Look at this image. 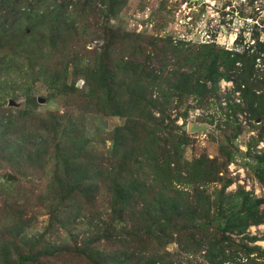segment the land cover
Here are the masks:
<instances>
[{
	"label": "rangeland",
	"instance_id": "rangeland-1",
	"mask_svg": "<svg viewBox=\"0 0 264 264\" xmlns=\"http://www.w3.org/2000/svg\"><path fill=\"white\" fill-rule=\"evenodd\" d=\"M111 3L81 0L68 18L69 25L52 31L46 23L41 40L30 42V31L22 40V33H15L0 56L14 58L18 71L2 72L1 76H15L14 83L20 88L5 95L3 110L27 119L34 127L59 115L75 123L76 134L86 142L83 146L97 155L94 165L107 174L110 168L100 157H111L114 133L129 118L109 114L114 111L102 101L109 84L128 88L130 67L141 80L138 91L145 98L171 101L164 113L168 129L158 136L165 141L174 137L185 141L179 166L185 179L173 181L171 187L185 193L190 205L197 189L209 200L204 214L211 232L224 227L229 218L235 223V215L249 214L259 220L245 230L235 228L226 237L236 243H248L247 238L255 237L250 246L264 250V0H116L113 14ZM21 23L26 32V20ZM21 41L27 42V48L21 46L26 54L14 56ZM224 52L251 67L255 82L246 98L232 79H226ZM212 61L219 74L217 84L200 81L206 87L197 90L195 81L204 77ZM243 64L236 63V67L243 68ZM103 66L106 82H96ZM20 73L26 74L21 81ZM178 73L193 75L189 81L195 87L193 94L176 91L170 95ZM145 77L149 79L144 82ZM152 78L155 82L150 88L142 89ZM159 117L153 111L151 129L160 128L155 124ZM133 129L138 128L133 125ZM145 150L151 158V149ZM135 158L143 163L139 178L145 194L169 199L170 194L149 173L152 163H144L140 154ZM120 160L118 167L125 170L127 161L133 159ZM13 166L0 163V264H14L32 249L38 255L36 264H92L88 255L94 248L105 250L109 235L121 241L115 249L104 251L109 257L119 256L110 258L112 262L124 258L126 264H144L145 257H161L171 264H211L202 252L195 256L185 253L176 238L161 247L149 244L151 241L143 245V233L130 222H111L109 182L103 177L93 180V190L87 195L59 193L50 182L46 162L40 164L43 169L24 162L17 165L19 171ZM193 171L197 176L190 180ZM224 264L251 263L239 258Z\"/></svg>",
	"mask_w": 264,
	"mask_h": 264
},
{
	"label": "trees",
	"instance_id": "trees-1",
	"mask_svg": "<svg viewBox=\"0 0 264 264\" xmlns=\"http://www.w3.org/2000/svg\"><path fill=\"white\" fill-rule=\"evenodd\" d=\"M110 1L112 3L109 10L113 14L116 0ZM80 3L81 0H0V50L6 46L15 33H22L20 39L22 40L27 38V31H30L33 33L31 40H29L31 42L32 40H41L46 23L52 31H57L61 27L65 28L69 25L68 18L72 15V10L81 5ZM22 19L26 20V32H23ZM49 41L52 42L51 37ZM21 46L27 48V42L21 41L18 50L13 54L14 56L26 54V50L22 52ZM224 54L226 57L221 59L224 61L223 65L227 72H229V77L226 79H232L236 89L242 91L244 98H246L249 96L246 91L255 82L254 79H251L253 75L251 67L240 57L230 59V53L224 52ZM239 62L244 63L243 68L236 67V63ZM215 64L216 62L212 61L206 68L204 77L200 75L199 77L202 79H197L194 84L204 80L213 85L217 84L219 74L215 71ZM17 68L14 58L7 59L6 56H0V163L12 164L19 171L20 166L17 165L21 162L34 167L36 165L40 169L45 167H41L40 164L46 162V166L50 167V176L52 177L50 182L56 186L59 193L63 191L87 195L93 190V183L96 182L93 180L103 177L106 182H109V209L111 210L109 217H111V222L122 223L123 219L130 222L136 231L143 233L145 238L140 240L143 245L151 241L149 244L156 243L161 247L176 238L179 248L185 253L195 256L202 252L203 257L211 264H224L239 258L251 264H264V262L256 261L264 260V250L258 246H250V243L256 241L255 237L247 238L248 243H236L226 237L227 233H235V228L245 230L249 223L258 224L259 220H253L249 214H247L248 216L235 215V223L229 218L224 227H219L216 231L211 232L212 230L208 229L212 228V225L206 222L207 218L204 214L209 206V200L203 197V194L197 189L196 200L190 205L185 200L187 196L185 193L171 187L173 181L181 182L185 179L179 171L181 147L185 145V141L175 137L171 141H165L158 136L163 132L162 129H168L164 125V113L170 107L171 101L165 97L163 101L155 100L154 102L145 98L144 94L138 91L141 89L139 88L141 80L137 78L135 73L133 74V69L130 70L129 67L128 70L132 77V82L128 88L125 89L124 85L121 84L114 87L109 84L105 92L107 98L102 101L104 107L114 111L109 114L115 113L116 116L129 118L127 124L118 128L114 133L111 157L108 159L100 157L101 160L105 161L102 164H106L110 168L106 169V174L102 171L103 169L94 165L97 155L88 152L83 146L86 142H82L81 137L76 134L77 125L75 123L65 120L63 116L59 115L47 124L39 123L34 127L27 119L12 115L9 110H3L5 95L15 89L18 91L20 87L14 83L16 82L15 76L10 78L8 74L1 76V73H7L13 69V71H18ZM28 69L33 71L31 65L28 66ZM100 69L97 72L96 82H106L104 78L106 69L104 66ZM25 76L26 74L22 73L20 81ZM174 77L177 81L170 95L173 96L176 91L194 93V84L189 85L193 75L178 73ZM148 79L149 77H145L144 82ZM158 80L160 77L156 78V81ZM154 82L155 79L152 78L149 83H145L142 89H149ZM242 85L247 88L241 90ZM198 86L196 87L197 90L206 87L203 83H199ZM157 89L161 92L160 88ZM119 91L124 94H119ZM162 93L164 96L169 94ZM153 111L160 113L159 119H155V124L160 127L158 130L157 128L151 129L149 126V122L153 121ZM251 113L256 112L251 111ZM155 124L153 125L157 126ZM133 125L138 128L137 131L133 129ZM167 147H171L170 150ZM145 148L151 149V158L144 153L146 152ZM138 154L144 157V163H152L149 173L154 175L165 194H170L169 199L154 194H145L144 183L139 178V172L143 171L141 169L143 163L138 162L135 158ZM128 157L133 159L132 162L127 161L128 168L123 170L120 166L118 167V161L130 159ZM196 176L197 174L193 171L189 178L191 180ZM202 221L204 223H201ZM128 222L126 223L128 224ZM110 227L113 226L110 224ZM107 240L109 242L107 241L105 250L102 251L98 248L91 250L88 255L92 258L91 263L126 264L127 261L124 258L123 261L119 259L112 262L111 259L114 256H112L113 258L109 257V254L104 252L111 251V248L115 249L121 241L113 235H109ZM155 250L160 251L159 248ZM254 254L256 256L251 258ZM117 258H119L118 255L114 259ZM37 260L38 255L34 254L32 249L28 254L20 255L14 264H36ZM142 262L144 264H156L157 262L171 264L168 261L165 262V258L161 257L152 259L145 257Z\"/></svg>",
	"mask_w": 264,
	"mask_h": 264
},
{
	"label": "water",
	"instance_id": "water-1",
	"mask_svg": "<svg viewBox=\"0 0 264 264\" xmlns=\"http://www.w3.org/2000/svg\"><path fill=\"white\" fill-rule=\"evenodd\" d=\"M8 180H13V177L11 175H8ZM216 224V223H214Z\"/></svg>",
	"mask_w": 264,
	"mask_h": 264
}]
</instances>
